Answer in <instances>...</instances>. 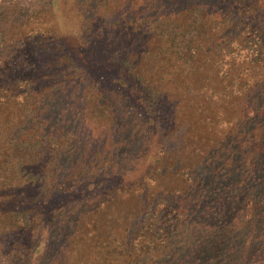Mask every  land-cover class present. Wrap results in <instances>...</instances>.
Listing matches in <instances>:
<instances>
[{"label":"trees","instance_id":"1","mask_svg":"<svg viewBox=\"0 0 264 264\" xmlns=\"http://www.w3.org/2000/svg\"><path fill=\"white\" fill-rule=\"evenodd\" d=\"M117 3L88 0L105 10L90 25L65 22L61 0L35 9L11 0L4 8L0 264H37L66 238L55 264L86 243L93 249L79 264H264V0H127L119 13ZM132 29L142 44L155 34L174 45L170 82L131 70L138 58L117 42ZM86 87L98 94L95 110L112 122L116 103L106 89L123 109L133 104L138 119L130 127L143 126L151 162L96 175L77 167L59 187L48 180L30 196L23 179L32 167H47L54 142L69 126L88 131L75 94ZM90 174L97 178L86 185ZM88 198L100 219L82 218ZM18 215L28 217L26 227ZM42 230L44 244L39 233L33 239Z\"/></svg>","mask_w":264,"mask_h":264},{"label":"rangeland","instance_id":"2","mask_svg":"<svg viewBox=\"0 0 264 264\" xmlns=\"http://www.w3.org/2000/svg\"><path fill=\"white\" fill-rule=\"evenodd\" d=\"M19 1L22 2L25 8L35 9L42 3L43 0ZM87 1L88 0H61L63 11H65V22L68 21L71 23V25H74L73 23L80 24L82 22L90 25L91 23H94L91 22L94 15L100 14L102 12L104 14L105 10L102 5L98 6L99 11L96 12L95 8L91 9V6H87ZM117 1V6L115 7L113 4L112 9H115V11L119 13L117 9L119 7L125 9L126 6H123L122 4H125V1L127 0ZM10 2L11 0H0V22L6 21L4 18L8 13L4 8L5 6L9 5ZM134 2L135 0H131V3ZM158 7V4L155 3L151 8L157 10ZM103 14L102 17L104 20ZM87 29L89 32V26ZM122 32H124V30H122ZM147 34L148 32H141L142 36L147 37ZM117 40H119V38H117ZM117 45L120 47L123 46V49H125L127 55L138 58L137 63H135V66L133 67L134 69H131L133 72L140 74L145 80L161 83L164 80L170 82L168 79L169 76L173 75V73L170 71H174L176 55L173 51L174 45H172L171 41H169L166 36L163 37L161 35L150 34L145 44H142V41L137 34V30L135 31V29H132L129 32L127 31V35L124 36L123 42L120 43L118 41ZM111 48L113 47L111 46ZM61 58L62 60L65 59L64 57ZM60 70L64 71L65 75H69L70 73L65 65L60 67ZM62 82H64L66 86L70 85L71 89L74 88L69 79ZM168 85H171L172 87L173 82L171 84L168 83ZM76 86L77 85L75 84V87ZM70 87H68V89ZM113 91L114 90H110L109 87L106 89V94L109 96V98L111 97L113 103H116L113 121L120 127V135L114 131L115 124L112 122V117H110L111 115L108 114L103 116L101 115L102 112L100 110H95V102L98 99V94L87 89V87L82 91L75 90V94L78 95L79 102V106H76V109H78L80 106L83 107L81 113H83V117L85 119L84 124L88 126V131H81L73 126H69V131L64 136L62 135L63 137L58 138L57 142H54V148L50 150L49 154H47L48 156H46L45 159V161L47 160V162H49L47 167H42L40 165L32 167L34 168L32 174L29 175L28 178L26 177L23 179L22 188L26 189L30 196L35 194L41 186L45 185L48 180L56 182V185L59 187L60 184L67 178L64 177V175L74 172L73 170L75 169H97L94 173L96 175L100 169H103V172L105 173L108 170L119 171L126 169V165L128 167H136V169H140L141 167L147 166L149 162H151L149 161V159L152 160L150 151L142 150L144 147V141L142 137L144 133L143 126L136 125L138 127L134 129L130 127L136 122L134 119H138V116L133 109V104L131 103L132 106L128 104L126 105L127 107L123 109V102H120L122 105L119 106V101L121 100H116ZM46 97L43 101L45 106L49 104V101ZM50 113L53 114L52 111ZM79 117L80 119L82 118L80 115H78L77 118ZM73 118L75 117L73 116ZM121 119L126 120L125 124H122ZM125 143L129 144V147ZM114 155H116L117 158L116 162H113L115 159ZM96 178L97 177L93 178L90 174L85 179H83V181L87 185L88 183L93 182L94 179L96 180ZM104 178L105 176L101 179ZM20 182H22V179L16 180L18 185ZM89 196L92 197L93 193ZM82 198L83 196L80 195L75 196L74 203L78 202L77 205L81 204L82 202L80 200ZM86 204L87 207H85ZM88 204H92V199L89 200L88 198V200H85V204L82 207L88 209L86 210V214L88 215L85 217L82 216V218H86L90 215L91 217H98L100 219L102 212H90L89 209L93 206H88ZM50 214L51 216L48 219H51V217L55 216V211ZM17 217L19 218L18 224L26 227L25 222L28 220V217L23 215H18ZM124 223H126V220ZM70 229L73 233L75 232L73 228ZM27 230L28 228H26L25 231V234L27 235L26 241H28L30 234H27ZM37 235V238H41L40 240H42V244H44L46 242V238H44L46 235L45 230L36 232L33 235V239H35ZM95 235L98 240L100 237L98 234ZM99 242H101V240H99ZM66 243L67 238L65 240L60 239L59 244L53 248V252L47 257V259L45 260L44 258H41L37 264L57 263V257L62 256V249L69 247V245ZM43 249L44 248H41L39 256L42 255L41 253ZM73 249H75V251L71 250L66 260L63 258V264H79L81 262L80 260L84 259L88 254L91 253L93 244L90 245L89 243H86V246H81L78 249H76L74 246ZM51 255H53L52 260H49ZM35 261L36 260L30 258L27 264H31Z\"/></svg>","mask_w":264,"mask_h":264}]
</instances>
